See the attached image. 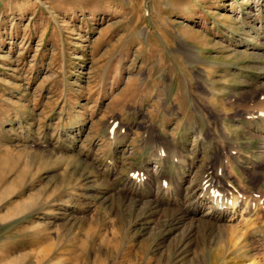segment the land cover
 Wrapping results in <instances>:
<instances>
[{
  "label": "rangeland",
  "instance_id": "rangeland-1",
  "mask_svg": "<svg viewBox=\"0 0 264 264\" xmlns=\"http://www.w3.org/2000/svg\"><path fill=\"white\" fill-rule=\"evenodd\" d=\"M260 110L264 0H0V264H264Z\"/></svg>",
  "mask_w": 264,
  "mask_h": 264
},
{
  "label": "bare ground",
  "instance_id": "bare-ground-1",
  "mask_svg": "<svg viewBox=\"0 0 264 264\" xmlns=\"http://www.w3.org/2000/svg\"><path fill=\"white\" fill-rule=\"evenodd\" d=\"M258 113L260 116H264L263 111L260 110ZM158 159H159V157H158ZM158 163H160V162H158ZM137 174H139V173H137ZM207 177H209V176H207ZM178 182H182V179H179ZM212 184H213V179L210 176L208 178L207 184H202L200 187L198 186L196 188L194 187L195 191L193 190L194 191L193 194L195 195V201L191 207L192 210H190V211L188 210V213L192 211L191 215H189V216L191 218H195L194 214L200 213V211H203L200 208L205 206L207 211L204 214H210L213 219L211 220L208 217H202L203 214H202V216H200V214H199L198 215L199 217H196V218H198L201 221L206 222L212 226H219V225H221L220 223L222 220H224L226 215H230V214L234 215L235 214L234 211L238 209V205H241V203H240L241 199L237 196L230 197L229 196L230 193L228 194V192L226 191L227 189L225 190L222 187V185L218 184L217 187L213 188L216 185H212ZM170 187H171V185H170ZM211 193H213L214 196L211 195ZM215 194L218 196H215ZM218 198H221L223 201H218L217 200ZM234 200H236V201L234 202V205L232 206V201H234ZM247 205L253 206V203H247ZM254 205H256V204L254 203ZM228 206H231V207H228ZM218 207H220V209ZM246 207H248V206H246Z\"/></svg>",
  "mask_w": 264,
  "mask_h": 264
}]
</instances>
